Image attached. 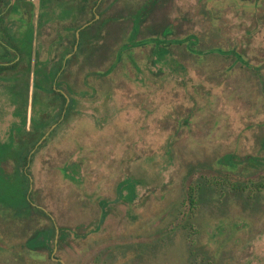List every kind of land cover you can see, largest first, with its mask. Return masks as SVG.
<instances>
[{
	"label": "rangeland",
	"instance_id": "1",
	"mask_svg": "<svg viewBox=\"0 0 264 264\" xmlns=\"http://www.w3.org/2000/svg\"><path fill=\"white\" fill-rule=\"evenodd\" d=\"M11 4L0 63L30 73L27 101L0 75V264H264V0Z\"/></svg>",
	"mask_w": 264,
	"mask_h": 264
},
{
	"label": "trees",
	"instance_id": "2",
	"mask_svg": "<svg viewBox=\"0 0 264 264\" xmlns=\"http://www.w3.org/2000/svg\"><path fill=\"white\" fill-rule=\"evenodd\" d=\"M56 2H64V3H79L78 5V8L77 7H72V11H76V16L78 17V15H80L82 12L84 13V11L86 10V8L88 7V0H41V3L42 4H46V3H56ZM4 3L5 4V8H7L9 11L13 10L14 7H16L14 4H11L9 6V3H10V0H0V6L1 4ZM94 5V4H93ZM14 6V7H13ZM89 9H92V5L89 6ZM5 15H0V23L3 21V18H4ZM94 18V14L91 15L90 17V20ZM85 23V22H84ZM87 23V22H86ZM92 26V23L91 24H88L87 26H85L83 29H81V32H85L87 28L91 27ZM81 26L78 25V29L80 28ZM132 30L136 31V28L133 27ZM147 39H142L140 41H138V43H147L146 42ZM156 44H158V40H155L154 41ZM1 44V43H0ZM160 44V43H159ZM2 45V44H1ZM124 47H128V46H124ZM123 47V48H124ZM5 52H9L8 50H6ZM2 56H6L5 54H1ZM19 56V58H18ZM22 56V57H21ZM119 59L120 58V55H116V59ZM23 55H21V52L17 49L16 50V53H14V56H13V59L11 61H13L14 63L12 65H8V66H4V65H0V74H4L6 72H9V71H13L14 73H17V74H22L23 75V78L19 79L17 78V76L15 75L14 78L15 80L18 82H22L20 83V86L23 84V87H24V94H23V98L27 101V95H28V88H29V73H30V66L29 64H25V66L23 65ZM238 59H241L240 57H238ZM67 67V64L63 65V63L60 64L58 70L56 71V74L59 73V71L62 69V68H66ZM61 72V71H60ZM62 74V73H61ZM23 79V80H22ZM14 80V82H15ZM51 91H53L55 94H58L61 99H62V102H63V105L65 104L66 102V95L63 93V92H56L54 88L51 89ZM37 135L34 134V138L32 141H36L37 139H39L42 135H39V137L36 139ZM220 181H213L211 179V181L208 180L205 182V186H209L211 189H213L214 193H213V197L218 200V201H221L222 200V195L223 193L225 192L224 189L222 187H225L224 183H219ZM227 183V182H226ZM17 187V186H16ZM16 187L14 186L13 189H16ZM232 187V188H231ZM228 190H232L231 193L234 195L236 194L237 195V199H244V200H248L252 197V192L253 190H246V186L244 185H241V183H236V184H232ZM258 191V190H257ZM189 192V199L192 203H194V196L196 194V192H198V186L197 187H190V190L188 191ZM256 192V191H255ZM212 196V195H211ZM212 197V198H213ZM30 198L27 197V194H24V201L25 202H29ZM16 200V198H15ZM104 207L106 206V204L103 205Z\"/></svg>",
	"mask_w": 264,
	"mask_h": 264
},
{
	"label": "flooded vegetation",
	"instance_id": "3",
	"mask_svg": "<svg viewBox=\"0 0 264 264\" xmlns=\"http://www.w3.org/2000/svg\"><path fill=\"white\" fill-rule=\"evenodd\" d=\"M178 43H180L181 44V42H178ZM6 47L5 48H8L7 50H9V51H11L12 49H11V47H8V45L6 44L5 45ZM9 63H12V61L11 62H9ZM9 63H0V65H7V64H9ZM65 64V63H64ZM63 64V65H64ZM3 74V73H2ZM1 75V74H0ZM29 131V130H28ZM27 131V132H28ZM34 134H36L37 135V133L34 131V133H32V132H28V133H26V136L24 137V138H22V142H24V143H26V142H28V141H32L33 140V138H34ZM44 136H45V134H43L39 139H37L36 141H37V143L39 142V140L41 139V138H44ZM12 178H13V176H12ZM18 178V177H17ZM31 179V178H30ZM9 184H10V181L6 184V183H4L3 185H5L6 186V188H8L9 189ZM19 184V183H18ZM19 187V186H18ZM12 188V187H11ZM13 188H14V185H13ZM18 190H21V188L19 187V188H17ZM4 190H5V187H4ZM7 190V189H6ZM21 198V197H20ZM27 205V206H29L30 205V208L32 209V207L34 206L33 204H32V201H29V202H24V205ZM21 206L20 204H19V208H18V210H19V215L21 216V213H25L26 212V210H27V206ZM38 209H40L41 210V208H38ZM30 213V212H29ZM23 215V214H22Z\"/></svg>",
	"mask_w": 264,
	"mask_h": 264
}]
</instances>
